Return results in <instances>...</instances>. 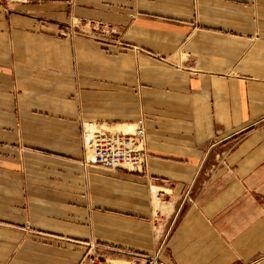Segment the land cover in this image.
Here are the masks:
<instances>
[{"label":"crops","instance_id":"crops-1","mask_svg":"<svg viewBox=\"0 0 264 264\" xmlns=\"http://www.w3.org/2000/svg\"><path fill=\"white\" fill-rule=\"evenodd\" d=\"M140 119L145 175L84 164V129ZM163 237V264H264V0H0V264Z\"/></svg>","mask_w":264,"mask_h":264},{"label":"built area","instance_id":"built-area-1","mask_svg":"<svg viewBox=\"0 0 264 264\" xmlns=\"http://www.w3.org/2000/svg\"><path fill=\"white\" fill-rule=\"evenodd\" d=\"M72 28L77 34L103 43H120L117 29L101 22L75 20L72 23ZM83 142L84 150L87 153L84 160L85 165L111 171H126L145 175L148 155L146 153L145 128L142 119L138 120L133 131L129 133H109L88 127L84 129ZM217 145V141L214 140L208 146L207 151L209 152ZM166 241L167 237H163L158 249L151 256L92 245L90 251L84 256V260L88 264H107L110 263L107 254L111 253L117 254L127 264H136L137 262L163 264L161 256L164 254Z\"/></svg>","mask_w":264,"mask_h":264},{"label":"rangeland","instance_id":"rangeland-1","mask_svg":"<svg viewBox=\"0 0 264 264\" xmlns=\"http://www.w3.org/2000/svg\"><path fill=\"white\" fill-rule=\"evenodd\" d=\"M162 242V241H161ZM161 242H160V244H161Z\"/></svg>","mask_w":264,"mask_h":264}]
</instances>
